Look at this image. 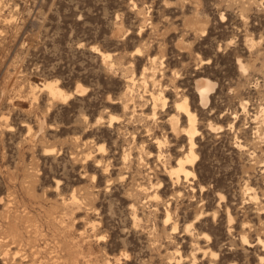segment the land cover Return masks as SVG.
Wrapping results in <instances>:
<instances>
[{
  "label": "rangeland",
  "instance_id": "obj_1",
  "mask_svg": "<svg viewBox=\"0 0 264 264\" xmlns=\"http://www.w3.org/2000/svg\"><path fill=\"white\" fill-rule=\"evenodd\" d=\"M56 80L87 90L53 99L43 84ZM152 92L165 100L156 120ZM184 98L198 159L176 184ZM259 239L264 0H0V241L12 242L0 264H264Z\"/></svg>",
  "mask_w": 264,
  "mask_h": 264
},
{
  "label": "bare ground",
  "instance_id": "obj_2",
  "mask_svg": "<svg viewBox=\"0 0 264 264\" xmlns=\"http://www.w3.org/2000/svg\"><path fill=\"white\" fill-rule=\"evenodd\" d=\"M100 53L103 55V58L106 61L111 57V53H103L101 51H100ZM130 82H134V78H131ZM43 86H44V88L48 89L49 94L52 96L53 99L62 100V101L63 100H67L69 97L73 96L74 93H77V94L78 93H83V92H85L87 90V87H85L82 84H78L76 86V88L72 92L68 93V92H66L64 89H62L60 87L58 80L46 82V83L43 84ZM37 87H38V85H36L33 88H37ZM130 87L131 86L128 85V89H127V94L126 95L132 96V95H130L131 90H132ZM197 89H198V93L200 95L201 102L202 103H207L210 100V93H211V91H213L214 86L209 81L201 79L200 81H197ZM162 92H163V90H162ZM150 96H151V100H152L151 102L153 104L152 114L150 115V119L156 120L157 108H158L160 102H162L165 105V100H163V96L161 95V93L160 94H156L155 92H152L150 94ZM127 98H129V97H127ZM130 98H129L130 100H128V101L126 100L125 104H123V108H124L125 112L128 111L132 107V104L134 103V101H133L134 99H132L133 97H130ZM134 104H136V103H134ZM135 108H136V105H134V110H133L134 112H135ZM176 109H177L178 112L184 113L186 115V117H187V120H188V127L183 129L184 134H186L187 140H188V151L185 152L183 154V156L178 158L176 164H171L170 163L168 166H166V172H167L168 176L170 177V179L174 183L178 184V183H180L183 180V178L186 181H188L189 177L191 175H195L194 171L191 168L194 167L195 162L198 159V154L196 153L197 143H196L195 137L199 133V130L197 129V126H196L197 125V115L194 112H192V110L190 109L187 98H184L183 100L177 102L176 103ZM120 120L121 119L119 117H112L109 122H110V124H112L114 122H121L122 120L121 121ZM170 121L172 123L173 129L175 131H177L179 129V124H178L179 117L173 116ZM147 131L150 132L151 129H149ZM156 143L158 144V147L161 149L163 142L161 140H157ZM141 150H144V146L141 147ZM47 152H49V151H47ZM162 155H163V153L160 150L159 157L161 158ZM129 157H130V154H126L124 156V163L123 164H124V166H126L127 169L129 167V163H130V158ZM109 165H108V167H109ZM77 197L75 195L72 196V198H71L72 199L71 200L72 204L74 203V205H75L77 202H79V199ZM130 197H133V199H136L138 197V195H136L135 197H134V195H130ZM147 197L150 198V201L157 202L159 200L158 191L155 190L151 194L147 193ZM13 219H11V220H13ZM132 220H133V226L135 228H140V227L143 226L142 225L143 220L139 216L135 204L132 205ZM170 220H171V214H170L169 211H167V216H166V220H165V223H164L166 227H167L168 222ZM14 221L16 222V220H14ZM12 225H14V224H12ZM15 225H16V223H15ZM93 225L95 227L97 225V223H93ZM15 227H12V228L9 227V228L12 229L15 233H19V232H16L17 227L16 228ZM174 229H176V226L174 227ZM6 233L7 232H5V234ZM12 234H13V232H12ZM18 237H17V235L13 236L12 241L14 242V244L15 243L19 244V242H20L19 238L20 237L19 238ZM21 239H22V237H21ZM243 242L249 243L247 237H245V236L243 237ZM11 243H8L7 241L6 242L5 241L4 242L0 241V244H11ZM259 243H264V241L259 239ZM75 253H77V252H75ZM8 255H9V252L7 251V252H5L4 257H8ZM181 261L182 260L180 258L177 261L178 264H180Z\"/></svg>",
  "mask_w": 264,
  "mask_h": 264
}]
</instances>
